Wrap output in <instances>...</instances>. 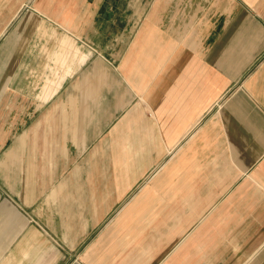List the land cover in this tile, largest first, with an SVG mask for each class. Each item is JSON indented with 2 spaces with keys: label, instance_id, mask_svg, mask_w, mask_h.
Here are the masks:
<instances>
[{
  "label": "crops",
  "instance_id": "crops-1",
  "mask_svg": "<svg viewBox=\"0 0 264 264\" xmlns=\"http://www.w3.org/2000/svg\"><path fill=\"white\" fill-rule=\"evenodd\" d=\"M0 264H264V0H0Z\"/></svg>",
  "mask_w": 264,
  "mask_h": 264
}]
</instances>
